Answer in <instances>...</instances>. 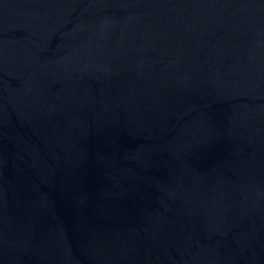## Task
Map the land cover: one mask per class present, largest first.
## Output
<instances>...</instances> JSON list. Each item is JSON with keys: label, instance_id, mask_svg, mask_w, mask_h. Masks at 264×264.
<instances>
[{"label": "water", "instance_id": "water-1", "mask_svg": "<svg viewBox=\"0 0 264 264\" xmlns=\"http://www.w3.org/2000/svg\"><path fill=\"white\" fill-rule=\"evenodd\" d=\"M0 264H264V0H0Z\"/></svg>", "mask_w": 264, "mask_h": 264}]
</instances>
